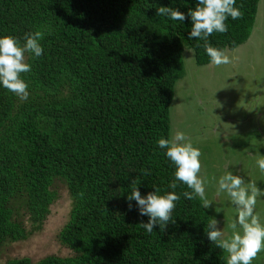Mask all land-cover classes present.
I'll list each match as a JSON object with an SVG mask.
<instances>
[{
    "label": "trees",
    "instance_id": "1",
    "mask_svg": "<svg viewBox=\"0 0 264 264\" xmlns=\"http://www.w3.org/2000/svg\"><path fill=\"white\" fill-rule=\"evenodd\" d=\"M198 0H0V37L21 45L40 30L43 54L26 53L22 74L32 99L0 85V243L22 237L11 201L19 199L28 222L40 223L61 180L71 209L58 232L70 257L27 258L4 264H227L224 250L207 238L210 221L192 189L157 143L169 139L170 104L183 75L182 52L196 66L210 63L204 41L189 39L187 17ZM259 0H236L243 18L226 20L210 46L231 50L250 36ZM186 15L182 21L156 15L158 7ZM148 170L150 175H143ZM135 184H132V181ZM155 189L180 195L175 223L149 234L135 200ZM83 194V195H81ZM11 200V201H10ZM14 202V201H13Z\"/></svg>",
    "mask_w": 264,
    "mask_h": 264
},
{
    "label": "rangeland",
    "instance_id": "2",
    "mask_svg": "<svg viewBox=\"0 0 264 264\" xmlns=\"http://www.w3.org/2000/svg\"><path fill=\"white\" fill-rule=\"evenodd\" d=\"M188 50L183 49V75L173 88L169 139L181 131L201 151L200 175L206 179V197L212 201L210 207L203 208L230 237L229 225L237 212L226 193L217 195L219 178L228 171L264 189V172L257 165V160L264 158V0H259L247 41L225 50L232 63L215 68H210L211 62L196 66ZM32 97L30 94L27 100ZM15 102L23 101L16 96ZM50 191L53 201L42 221L33 225L19 199L10 200L12 216L23 232L17 240L0 243V264L23 257L35 263L47 256L72 255L57 238L68 219L71 200L59 179L53 180ZM256 213L264 222V197L258 198ZM224 254L227 262L228 253ZM252 264H264V252Z\"/></svg>",
    "mask_w": 264,
    "mask_h": 264
},
{
    "label": "clouds",
    "instance_id": "3",
    "mask_svg": "<svg viewBox=\"0 0 264 264\" xmlns=\"http://www.w3.org/2000/svg\"><path fill=\"white\" fill-rule=\"evenodd\" d=\"M235 5L236 0H198L195 9H189L187 13V17H190L192 22L188 38L204 41L203 47L211 61L210 68L232 63V58L225 50L209 45L208 38L214 32L226 33L228 31L226 20L229 17L232 20L243 18V12ZM156 15L182 22L187 18L185 13L163 6L157 8ZM44 35L45 33L40 30L26 33L23 45L13 36L0 37V85L21 101H26L30 95L29 86L22 79L23 73L31 71L30 65L26 63L25 54L31 53L35 57H40L44 51L40 44ZM157 143L161 149H167L166 156L176 166L175 181L170 183L169 187L175 189L176 181H180L192 189L191 192L182 193L184 198L193 200L199 197L204 208L210 207L212 201L206 197V179L200 175L201 151L193 147L185 133L181 131H176L171 139L160 138ZM257 165L264 172V158L257 160ZM142 174L150 175V172L142 170ZM132 184H135L134 180ZM158 193L159 189H155L154 192L142 196L138 188L133 187L127 197L129 209L132 207L131 201L135 200L139 214L149 217L147 223H141L149 234L157 225L161 231H165L170 221L176 222L172 219V212L176 207L175 202L181 198L180 195L174 191L166 195ZM220 193L228 195L236 209L237 218L229 225L232 229L230 237L226 235L224 229L217 227L219 221L212 218L206 226L207 238L219 249L228 253L227 264H252L259 253L264 252V222L256 213L257 201L258 198L264 197V189L259 188L255 182L246 183L243 177L226 171L218 181L217 195Z\"/></svg>",
    "mask_w": 264,
    "mask_h": 264
}]
</instances>
